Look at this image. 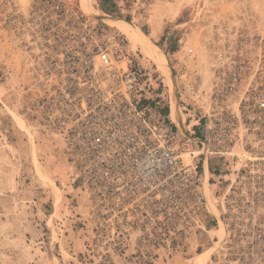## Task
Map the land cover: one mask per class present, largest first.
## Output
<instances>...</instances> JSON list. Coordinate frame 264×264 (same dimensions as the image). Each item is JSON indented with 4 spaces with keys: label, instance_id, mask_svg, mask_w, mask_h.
I'll return each mask as SVG.
<instances>
[{
    "label": "rangeland",
    "instance_id": "1",
    "mask_svg": "<svg viewBox=\"0 0 264 264\" xmlns=\"http://www.w3.org/2000/svg\"><path fill=\"white\" fill-rule=\"evenodd\" d=\"M70 1L145 45L122 32L152 69V91L170 118L178 107L179 130H231L205 172L212 231L170 264H196L206 252V264H264V0H152L147 9L139 0ZM1 14L2 0L0 22ZM165 21L155 41L150 33ZM20 83L0 23V264H94L82 195L57 142L21 118Z\"/></svg>",
    "mask_w": 264,
    "mask_h": 264
},
{
    "label": "built area",
    "instance_id": "2",
    "mask_svg": "<svg viewBox=\"0 0 264 264\" xmlns=\"http://www.w3.org/2000/svg\"><path fill=\"white\" fill-rule=\"evenodd\" d=\"M0 23L19 57L21 118L57 142L94 264H170L212 231L205 171L231 130H179L140 51L70 0H2Z\"/></svg>",
    "mask_w": 264,
    "mask_h": 264
},
{
    "label": "bare ground",
    "instance_id": "3",
    "mask_svg": "<svg viewBox=\"0 0 264 264\" xmlns=\"http://www.w3.org/2000/svg\"><path fill=\"white\" fill-rule=\"evenodd\" d=\"M81 7V6H80ZM82 9V8H81ZM83 10V9H82ZM84 11V10H83ZM85 13H89V12H87V11H84ZM91 12V11H90ZM98 15V14H97ZM100 15V14H99ZM104 17V16H103ZM107 19H109V18H107ZM108 23H111L112 21H110V20H106ZM114 25H116V24H114ZM120 28H121V30H122V32L130 39V40H132V41H134V42H137V44L138 45H140V46H142V47H145V45L143 44V43H141V42H138L136 39H135V37H134V35L131 33V31L128 29V28H125L124 26H122V25H118ZM164 58V57H163ZM162 59V58H161ZM160 59V57L158 56V55H155V61H156V63H157V65H158V69L159 70H161L162 72H163V74H164V76H166V78L168 79V72H167V70L166 69H164V66H162L161 65V62L159 61V60H161ZM162 63H163V61H162ZM163 65H165V64H163ZM170 84L172 85V82H170ZM172 87H173V85H172ZM174 91V90H173ZM171 103V102H170ZM178 108V107H177ZM177 108H176V105L175 104H172V106H171V118H172V122L175 124V125H177V126H181V120H180V116H179V112H178V110H177ZM170 118V119H171ZM206 172V171H205ZM207 260H208V252H206V253H202V254H200L198 257H197V261H196V264H206V262H207Z\"/></svg>",
    "mask_w": 264,
    "mask_h": 264
},
{
    "label": "crops",
    "instance_id": "4",
    "mask_svg": "<svg viewBox=\"0 0 264 264\" xmlns=\"http://www.w3.org/2000/svg\"><path fill=\"white\" fill-rule=\"evenodd\" d=\"M169 25H170L169 22H168V21H165V22L163 23V25L160 27V29H157V30L152 31V32L150 33L151 37H152L155 41H156V40H160V39L162 38V36H163L165 33H167V32H165V31H167L166 28H167ZM168 34H169V32H168ZM169 113H170V111H169Z\"/></svg>",
    "mask_w": 264,
    "mask_h": 264
},
{
    "label": "trees",
    "instance_id": "5",
    "mask_svg": "<svg viewBox=\"0 0 264 264\" xmlns=\"http://www.w3.org/2000/svg\"><path fill=\"white\" fill-rule=\"evenodd\" d=\"M106 3H108V0H102L101 4L104 6V5H106ZM161 110H162V114L164 116H168V114H169V108L168 107H163ZM214 224H215V222L208 223L207 227L211 228L212 225H214Z\"/></svg>",
    "mask_w": 264,
    "mask_h": 264
}]
</instances>
